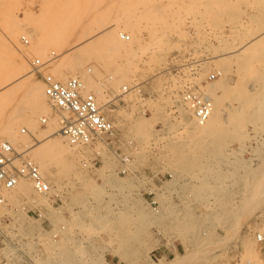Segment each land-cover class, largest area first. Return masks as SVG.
Wrapping results in <instances>:
<instances>
[{
    "label": "rangeland",
    "instance_id": "rangeland-1",
    "mask_svg": "<svg viewBox=\"0 0 264 264\" xmlns=\"http://www.w3.org/2000/svg\"><path fill=\"white\" fill-rule=\"evenodd\" d=\"M123 1L126 3L128 8L127 11L124 10L121 4ZM139 1L140 0H0V51L4 50L1 51L0 56L2 57L0 58L2 61L5 57L9 60L10 58L8 57L9 55L7 54L5 47L12 46L10 48L15 54L14 60H16L18 54H23L25 51L24 53L27 55L26 61H29V63L27 62L29 68H27L28 65L23 66L24 68L17 67L18 65L15 63L17 61L13 62L12 57L11 60H9L11 63H9L8 60L3 62L0 60V65L6 66L7 61L8 66L6 67H9V70L13 67L14 63V66L17 65L16 67L21 70H19V75H21L18 78H23L25 75L28 76L29 73L28 78L30 80L34 79L33 81L42 83L44 87L41 74L33 72L32 67L30 66L31 62L36 58H40L42 61H48L41 68L43 74L55 73L57 70L54 66H56L59 71L53 75L61 80L67 79L70 75L83 77V74L89 72V69L86 70L85 66H89L92 63L95 67L90 70L93 72L89 73H95L93 74V77L96 78L98 85L100 87L106 86V89L102 88L105 91L107 90L106 94L110 95V101L107 105H103L104 110L115 121L120 132L119 140L112 147V149L104 146L100 149L99 155L96 156L95 151L89 150L88 148L81 153V156L79 155L81 159L79 158V160L76 159L75 161V167L79 168L77 167V165L80 166L78 163L90 161V159H93L96 156L98 161L95 165L85 166L84 164H81L80 171L79 169L76 170V168H73L72 171L71 169L70 171L68 169V172H66V167H61L63 163L58 162L59 164H55V170L57 171V168L59 167L60 172L63 173H60L62 175L61 176L58 172L59 170L57 171L59 176L57 174V180L55 181H58L59 183H55L54 186L57 189L56 191H61L59 196L61 200L55 199V201L52 202L50 200L45 202L42 200L43 202L41 201L35 204L37 206L32 203H28V205L27 203H24L25 199L31 198L34 195H22L18 196L14 200V198L12 199L10 196L11 191H9L6 194L7 203L0 205V227L10 221H26L28 219L27 214L24 213L22 207L27 205L26 210L38 207L41 212H43L45 218L48 219L46 220V223L49 224V228H52V230L48 228V233L40 231L41 229L39 228H37L38 230L33 228L30 229L34 235L37 232L41 233L36 235L38 236V239H34L32 244L36 249L40 250L42 256H46V253H48L47 251H49L48 247H51V245H57V248L60 244V247H63L64 250L63 245L66 244L65 249L71 251L67 254L66 250L63 251L60 248V250H62L60 251L62 253H60V255H63V257L60 258H62V261L64 260V264L65 262L66 264L67 262H70L69 264H71L72 261V264H97V262L99 264L101 261L104 263L107 262L108 264H140L143 262H151L152 260L155 262H160L161 260L166 261L174 258L177 254L184 253L188 250L187 245L181 239L182 236H180L181 233H179V229H177V221H179L181 217L188 215L187 217L193 219L191 220L192 222L195 221L194 223H200L198 227L199 231H203L206 227L211 228L215 226V229L213 228L215 230L213 234L214 236L211 235L210 238H208L207 243H205L208 250L207 254L203 255L201 258L199 257V259L197 258L193 264H240L242 261L248 260L246 258L242 260L241 258V254L244 253L242 240L251 238H253L251 240H255L254 231L257 227V223L255 222H257L258 214L252 215L251 218L241 215L243 217H241V220L239 219L240 222L238 221V230H236V224H233L234 220H232V223L229 222L225 229H222L220 222L217 223V221H213L206 216V212H208L206 208L207 198H197L192 194V192L188 191L190 190L189 188L193 186L191 176L186 174L176 175L173 164L174 156L172 154V143L177 138L182 136L180 133L183 129V118L180 116L181 113H179L180 111L178 109L181 100V82L178 80L179 78H177L175 71L172 70L171 67L174 56L190 54L201 60V77H205L207 74L215 70L223 71V74L219 77V79H224V81H220L217 78L213 81L206 82L205 84L199 83L200 88H203V90L207 92L206 94H208L212 85L213 87H218V82L222 84L219 85L220 88L218 87L215 91L216 93L214 94L222 95L221 99L223 101L225 100L224 102L222 101L223 107L225 108L226 106L225 110H242V114L238 115V119H240V121L242 120L241 122L243 123L247 119L248 121H245L244 125L242 124L243 127H241L242 130L240 129V132H243L248 136L254 135L253 137L256 138H245L243 140V147L238 139L233 137L230 142L229 140L232 136L229 135L230 137H226L225 140H228L229 142H225V150L232 153L230 154V156H232L229 159L231 160V163L226 160L220 161V171L223 172L226 169L232 170L234 166L232 165L233 162L235 163V166H240L238 164L239 162H236L235 160H239L240 164L241 159H245L249 163L251 161L252 164H255L258 161L256 158L257 152L264 151V142L261 143L264 140V126L258 120L261 119V117L257 116V122L254 121V123H252L251 120L253 119L247 117L245 113L249 112L250 109L251 111L259 109L254 108V105H252L253 103L264 102V99H260L264 98L261 96V93L264 91V83L262 81L254 82L257 77L258 80L264 78V68H262L264 67V44H262L263 48H261V46L254 49L246 47L243 48L244 51L239 46L242 41L244 42L245 40L250 39L248 32L250 29H252L253 33H257L259 29H261L262 26L257 22V15L259 12L255 9L256 6L251 7L252 5H250V0H236V5L239 8H237L239 10V16L237 19H234L233 17L231 18L232 14L225 11H221V15L219 14L220 16H214L213 13V18L212 12L208 9L210 6H208V2H205L207 0H202L205 3L201 0H198L199 2L196 0H158L159 5L157 0H142L140 3ZM146 1L148 3H146ZM150 1L153 2L151 3ZM149 2L150 5H148ZM134 4L135 6H133ZM135 7H139L140 10H150L151 13L148 12V15H144V17L140 20V37L131 44L134 49L132 52L134 53L129 54L130 59L126 58L128 55L127 52H122L119 55H116V57H114L115 60L113 59L112 61L113 63L118 60L117 62L121 65L123 64L124 66L130 64V67H127L131 69L127 76L128 80L122 78L120 82H118L119 85L117 84L118 90H116L117 88L114 90V88H112L113 84L111 81L119 79L120 77L114 72L116 69V66L114 65L115 63H111L113 65L111 66L106 62L107 60L98 59L93 54L94 56H89L90 59H88V56L85 57L88 60L85 58L83 59L87 61L83 66L85 68L76 66L78 68L77 69L75 65L71 63L73 62V59L70 58V53L72 48L77 45L75 41L82 36L83 31L85 32L86 29L87 31L92 29L90 26H97L98 24H101L99 22L100 17H109L105 19H107L111 24H119L117 27L118 29H121V18H123V16L125 17L127 14L130 17L132 10H134L133 8ZM154 7L156 10L153 9ZM153 15L155 16L153 17ZM254 16H257L256 19ZM107 20L104 22H107ZM258 25H260V28ZM9 26L12 27L10 28ZM124 31L129 33V30ZM23 36L26 37L29 42H25L22 39ZM10 40L15 41V44L18 47L13 45L14 43L11 44ZM123 41L127 42L128 40ZM41 42L45 43H43V49L42 47L40 48L37 46ZM33 46H35L34 50ZM19 47H23L22 52ZM36 48L41 51L38 49L36 50ZM259 48L262 50H259ZM234 49L236 50L234 51ZM41 52L46 58L41 54ZM65 54L67 55L66 60L68 57L67 65L66 61L62 60L65 58ZM262 54L263 57L261 56ZM240 56L242 57L240 58ZM248 56H250V59ZM256 56H261L263 60L259 57L255 59ZM219 59H222V61ZM223 60L227 61L223 62ZM245 60L249 64H247ZM61 63H63V66L65 67H63ZM69 63L74 67H69ZM245 63L248 67L251 65L249 68H246L248 70L242 67ZM119 64H117V66ZM16 67H14V70H17ZM60 67H63L62 69L64 70V73L61 71L62 69H60ZM24 69L26 71H24ZM73 69L76 75L72 72ZM81 70H85L83 71L84 73H82ZM9 71H11V69ZM23 71L25 73L24 75ZM262 71L263 76L261 73ZM60 73L62 75H59ZM81 73L82 75H80ZM64 74L67 75L65 76ZM110 76H113V78ZM4 77L0 78V82L2 81L1 79H4ZM99 81L104 84H100ZM125 84L129 86H137L128 92H124L122 90ZM224 84L226 86H224ZM19 88L15 91L17 92L18 90V93H16L18 96L16 94L10 96L9 101L11 103L9 101L5 102L6 99L3 101L4 103H7L3 105L4 108L6 106L7 112L9 111L11 114L9 112L6 113L4 108L0 109V114L2 113V117L0 116V118H3L2 120L0 119V121L3 122V124L0 122V133L2 132V125L7 123L9 116H14L15 114V108L12 110L14 104L16 103L15 105L17 106L18 103L23 104V102H25V98L23 96L25 94V89H23V92L22 90L19 91ZM86 90L92 91L87 87ZM201 92L205 94L204 91L201 90ZM258 92L260 93V96L258 95ZM239 94L243 95V97H241L242 99L239 98L240 100L238 99L240 96ZM245 94L246 96H249V94L250 96H257L260 100L257 102V98L255 97H253V99H247L245 97L244 99ZM262 95H264V93ZM18 97H23L24 100L20 98L21 102ZM46 100V107H50L46 108V110L49 109L50 112L49 110H47L48 112L45 110L37 116V124L35 123V128L30 129V126L28 127V123L26 124L25 121H21L20 124H18L17 137H15L14 141H16L15 144L18 146V150L20 148L19 151H22L25 147H27L25 144L22 145L25 141H29L30 143L35 142L36 144L34 143V146H37V144L42 142L45 137L43 132H46V128L48 131V129L52 130L55 127V129L60 127V125H58L60 124L58 113L52 108V106H50L51 104L47 98ZM251 102L252 104L249 105ZM237 103L240 104L238 106L240 109L236 106ZM247 103H249V106ZM7 105H9L10 108ZM8 108L14 113H12V111ZM43 117H47L46 122L42 121ZM141 118H146L147 124V130L142 132L143 134L135 128V120ZM51 120H55V122H53L54 124L49 123ZM51 126L54 128H51ZM23 128H26L25 132H22ZM53 133L52 137L55 136L54 138L65 139V137L57 131ZM1 134H3V132ZM1 134L0 139H9L6 135L2 138L3 135ZM22 134L25 136H22ZM28 138H30L31 141L28 140ZM259 147L263 149L260 151ZM27 151V155L32 158L33 153L31 154V148ZM233 151L235 153H233ZM118 154L128 155L130 157V161L126 166L128 168L127 172H120L121 162ZM236 157L239 159H234ZM107 162L109 165L104 168V170H106V174L116 177L119 181H121V183L124 184L121 189L117 186L114 187L110 184V182L104 184L102 182L103 179L97 175L98 173L96 171L98 168H101V166L103 167ZM62 168H65V172L61 170ZM74 171L75 173H73ZM82 172L84 176L81 175ZM242 173V168L237 169L228 178V183H230L229 188L231 190L235 191L239 187ZM89 179L94 183L96 182L95 184L103 189H101L102 193L99 194V197L95 196L96 194H94L92 189L87 185V182L90 181ZM81 180H84V182ZM108 184L112 185L113 188H111L110 185L108 186ZM118 208H123V210L126 209L125 211L128 213L126 212L125 215L122 213V217L121 214L119 215L118 213H115ZM166 209L167 211H165ZM190 210L191 213L193 211L194 212L191 214L189 212ZM179 215L180 218H176L179 217ZM129 217L130 219L128 220ZM119 219L121 222H123V219L124 221H129L130 223L127 227L131 231L134 230L136 232V235L130 238L131 240L125 244L121 241L120 234H117V232L120 233L119 228L121 223ZM195 219H197V221ZM41 221L42 220H39L38 222L40 223ZM108 223L110 225H108ZM103 224H106L108 227L105 228L106 226ZM62 225H64L65 228L62 229V231H59L60 235L55 238L52 232L58 231ZM226 238L229 239L226 240ZM67 239L71 240L69 241ZM224 240L226 242H224ZM43 241H45V247L42 245ZM129 242L131 244H129ZM255 243L256 241H254L253 245L255 251L257 252V257L252 258L251 261H253L254 264H264L258 249H256L257 244ZM123 244L126 248H124ZM121 245H123V248ZM42 247L47 251L43 252L44 250ZM51 249H55V246L51 247L50 250ZM124 251L126 253H124ZM64 256L66 258H64ZM41 259H45V257H42ZM102 262L100 264H103Z\"/></svg>",
    "mask_w": 264,
    "mask_h": 264
},
{
    "label": "bare ground",
    "instance_id": "bare-ground-1",
    "mask_svg": "<svg viewBox=\"0 0 264 264\" xmlns=\"http://www.w3.org/2000/svg\"><path fill=\"white\" fill-rule=\"evenodd\" d=\"M126 1V0H125ZM131 1V0H130ZM142 1V0H140ZM139 1V3H140ZM145 1V0H143ZM162 1V0H160ZM198 1V0H196ZM202 1V0H201ZM200 1V2H201ZM247 1V0H246ZM151 2V1H150ZM150 2L148 5H150ZM153 2V1H152ZM151 2V3H152ZM158 2V0H157ZM155 2V3H157ZM199 2V1H198ZM204 2V1H202ZM205 2H208V9H210V12H212V16H213V13H214V16L217 15V16H220L221 14V11H225V12H230L232 14L231 18L233 17L234 19H237V17L239 16V8L237 7L236 5V0H207ZM204 2V3H205ZM238 2V1H237ZM243 2V1H241ZM245 2V1H244ZM250 5H252L251 7H255V9L259 12V14L256 16L258 19H257V22L262 26L261 29H259V31L255 34L253 33L252 29H250L249 32V37L250 39L248 40H245L244 42L242 41L240 43V48H251V49H254L258 46H261V48H263L262 44H264V0H250ZM248 2V3H249ZM121 3V2H120ZM133 3V2H132ZM131 3V4H132ZM144 3V2H142ZM141 3V5H142ZM146 3H148L146 1ZM246 3V2H245ZM122 6L124 8L125 11L128 10L127 6H126V3L123 1L122 3ZM145 4V3H144ZM158 5H159V2H158ZM248 5V4H247ZM135 6V4L133 5ZM143 6V5H142ZM146 7V6H144ZM131 8V7H130ZM152 8V7H151ZM157 8V7H156ZM238 8V9H237ZM6 9V8H5ZM134 10H132V13H131V16L129 17V15L127 14L125 17L123 16V18H121V23H120V26H121V29H118V25L117 23L115 24H111L110 22H108L107 19L105 18H109V17H106V16H102L99 18V22L101 24H98L97 26H90L92 29H89L87 31V29L85 30V32L83 31L82 33V36H78L79 38L75 41L77 43V45L75 47L72 48L71 50V55H70V58L73 59V65L76 66H80V67H83L84 66V63H86L87 61L83 60L86 56H88V59H90L91 55L92 56H96V58L98 59H103V60H107L106 62L108 64H110L111 66H113L112 64L115 63L114 65L116 66V69H115V73L117 75H119V79H114L112 82V88H117L116 90H118V87H117V84L118 82H120V80L123 78V79H127V76L129 74V72L131 71V69H129V65L128 64L127 66H124L123 64H119V62H113V59L114 57H116V55H119L120 53L122 52H127V57L128 59H130L129 57V54L131 53H134L132 52L134 49L133 47L131 46V44L135 41V40H138L139 39V34H140V28H141V18L144 17V15H148V12H150V10H140L139 7H135L133 8ZM155 9V7L153 8ZM156 10V9H155ZM158 10V8H157ZM238 10V11H236ZM241 10V9H240ZM154 11V10H153ZM243 11V10H242ZM5 12V11H4ZM151 13V12H150ZM154 13V12H153ZM152 13V14H153ZM6 14H7V11H6ZM220 14V15H219ZM4 15V14H3ZM9 15V13H8ZM137 15V16H135ZM241 15V13H240ZM7 16V15H6ZM11 16V15H10ZM9 16V17H10ZM155 15H153L154 17ZM213 16V18H214ZM8 17V18H9ZM14 17V16H13ZM146 17V16H145ZM152 17V18H153ZM255 17V16H254ZM255 17V19H256ZM156 18V17H155ZM218 18V17H217ZM150 19V18H149ZM154 19V18H153ZM220 19V18H219ZM12 20V19H11ZM98 20V18H97ZM107 22H104L106 21ZM143 20V19H142ZM10 23V22H9ZM12 24V23H11ZM8 25V24H7ZM260 25L259 28H260ZM2 27V26H1ZM10 27V26H9ZM12 27V26H11ZM10 27V28H11ZM88 27V28H90ZM8 29V28H7ZM249 29V28H248ZM10 30V29H9ZM124 30H129V35H130V39L126 42V41H123V39L121 40L120 38V32H125ZM87 31V33H86ZM10 32V31H9ZM1 34V33H0ZM16 34V33H15ZM248 34V33H247ZM11 35V33H10ZM4 36V35H3ZM248 37V38H249ZM17 38V37H16ZM1 39V38H0ZM84 39V40H83ZM243 39V38H242ZM246 39V38H245ZM7 40V39H6ZM11 41V40H10ZM9 41V42H10ZM142 41V40H141ZM40 42V41H39ZM14 43L13 45L16 46V42L15 41H11V44ZM44 43V42H43ZM43 43H39L37 46H39L40 48L42 47L43 49ZM4 44V43H3ZM33 44V43H32ZM35 44V43H34ZM45 44V43H44ZM130 44V45H129ZM139 44V43H138ZM234 44V43H233ZM18 45V44H17ZM47 45V44H46ZM2 46V45H1ZM5 46V45H4ZM3 46V47H4ZM36 46V44H35ZM35 46H33V50L35 48ZM135 46V44H134ZM139 46V45H138ZM237 46V45H236ZM235 46V47H236ZM12 46H7L5 47V49L7 50V54L9 55L8 57L10 58L9 60H11V57L13 58L12 61L17 63V67H22L24 68L23 66H27L29 61H26L27 59V55L26 53L23 52V54L21 53L22 52V48H20V53L21 54H18L17 57H16V60H14V53L13 51H11V48ZM18 47V46H16ZM38 47V48H39ZM140 47V46H139ZM2 48V47H1ZM32 48V47H30ZM36 48V50L38 49ZM249 48V49H250ZM259 48V50L261 49ZM248 49V51H249ZM40 50V49H38ZM69 50V51H70ZM233 50V49H232ZM231 50V51H232ZM236 49H234L235 51ZM241 50V51H242ZM256 50V49H255ZM262 50V49H261ZM1 51H4V50H1ZM0 51V53H1ZM41 51V50H40ZM45 51V49H44ZM244 51V50H243ZM253 51V50H251ZM257 51V50H256ZM32 52V51H31ZM68 52V51H67ZM214 52V51H213ZM227 52V51H226ZM233 52V51H232ZM240 52V51H239ZM255 52V51H254ZM16 53V52H15ZM234 53V52H233ZM256 53V52H255ZM6 54V53H5ZM42 54V52H41ZM94 54V55H93ZM214 54V53H213ZM237 54V53H236ZM253 54V53H252ZM260 54V53H259ZM264 54V53H263ZM263 54L261 55L263 57ZM30 55V54H29ZM43 55V54H42ZM69 55V54H68ZM124 55V56H125ZM245 55V54H244ZM5 56V55H4ZM41 56V55H40ZM44 56V55H43ZM66 54H65V58H63L62 60H65L66 61V65L68 64L67 63V60H68V57H67V60H66ZM90 56V57H89ZM135 56V55H133ZM214 56V55H213ZM261 56H256L255 59H257V57H259L260 59ZM2 57V56H0ZM31 57V56H30ZM45 57V56H44ZM120 57V56H119ZM212 57V56H211ZM222 57V56H221ZM242 56H240L241 58ZM249 59H250V56H248ZM252 57V56H251ZM46 58V57H45ZM94 58V57H93ZM95 58V59H96ZM118 58V57H117ZM253 58V57H252ZM86 59V58H85ZM86 59V60H88ZM93 59V60H95ZM125 59V58H124ZM136 59V58H135ZM1 60V58H0ZM5 60H8L6 59V57L4 58L3 61ZM8 60L9 63H11L10 61ZM70 60V59H69ZM115 60V59H114ZM133 60V59H132ZM220 61H222V59H219ZM248 60V59H247ZM252 60V59H251ZM263 60V59H262ZM2 61V60H1ZM2 61V62H3ZM71 61V60H70ZM92 61V60H91ZM124 61V60H123ZM128 61V60H127ZM227 61V60H225ZM223 60V62H225ZM236 61V60H235ZM246 61V60H245ZM249 61V60H248ZM6 61V66L7 63ZM12 62V63H13ZM28 62V63H27ZM56 62V61H55ZM69 62V61H68ZM90 62V60H89ZM94 62V61H92ZM96 62V61H95ZM98 62V61H97ZM122 62V61H121ZM135 62V60H134ZM65 63V62H64ZM112 63V64H111ZM119 64L117 66V64ZM244 63V62H243ZM247 63V61H246ZM243 64V68L246 69L248 66L247 64ZM259 63V62H257ZM4 64V63H2ZM70 64V63H69ZM88 64V63H87ZM252 64V63H251ZM264 64V63H263ZM11 65V64H10ZM15 64L13 63V67H11V71L8 70L9 67H6L5 65H0V78H3L4 76V79H1L2 81L0 82V109L4 108V104H7V103H4L3 101L6 99L5 102L9 101L10 100V96H13V94H16L18 93V90L17 92L16 89L19 88V87H23V88H19L20 90L19 91H23V89H25V94L23 95L24 98H25V102H23V104H20L18 103V105L16 106L14 104V107H12V110L14 109L15 111V114L14 116L11 115L9 116L8 120L6 119L7 116H6V120H7V123L5 125H2V132L3 135L2 138L4 137V135H6L10 140V142H12V144L18 149V146L15 144L16 141H14L15 137H17V126H19L18 124H20L21 121H25L26 124L28 123V127L30 126V129H33L35 128V123L37 121V116H39V114L43 111L46 110V108H50V107H46L47 106V96L45 94V91H44V87L42 85V83L40 82H37V81H33V80H30L28 78L29 76V73H28V76H23V78H18L20 75H19V70L16 66H14ZM61 65L63 66V63H61ZM65 65V64H64ZM72 64L69 65V67L72 66V68L74 67ZM86 65V64H85ZM97 65V64H96ZM101 65V64H100ZM104 65V64H103ZM106 65V64H105ZM226 65V64H225ZM242 65V63H241ZM12 66V65H11ZM31 66V65H30ZM99 66V65H97ZM133 66V64H132ZM228 66V65H227ZM251 66V65H250ZM249 66V67H250ZM14 67L17 68V70H14ZM65 67V66H63ZM62 67V68H63ZM67 67V66H66ZM86 67V70H88L89 72H93V71H90L91 69H93L95 66L91 63V65L89 66H85ZM83 67V68H85ZM223 67V66H222ZM241 67V66H240ZM248 67V68H249ZM257 67V66H256ZM15 68V69H16ZM21 68V69H22ZM26 68V67H25ZM29 68V65L28 67ZM26 68V69H27ZM31 68V67H30ZM54 68H56L57 71L58 68L56 66H54ZM60 67V69H62ZM77 68V67H76ZM75 68V69H76ZM264 68V67H262ZM78 69V68H77ZM76 69V70H77ZM253 69V68H252ZM53 70V68H52ZM95 70V69H94ZM113 70V69H112ZM248 70V69H246ZM251 70V69H250ZM249 70V71H250ZM254 70V69H253ZM21 71V70H20ZM24 71H26L24 69ZM23 71V75L25 74ZM56 71V72H57ZM62 72L64 71L63 69L61 70ZM82 71V70H81ZM85 71V70H83ZM82 71V73H84ZM107 71H108V68H107ZM264 71V69H263ZM263 71L261 72L262 73V76H263ZM52 72V71H51ZM55 72V71H54ZM55 72V73H56ZM61 72V73H62ZM74 73V69L72 71ZM76 72V71H75ZM85 73L82 75V73L80 75H82L83 77H81L82 81L84 82V85H85V88H89L91 89L96 95H97V98H98V102L100 103V105H107V103L110 101L109 99V96L108 94H106V91L103 89V88H107L106 86H99L98 85V82L96 80V78L93 77V74L91 73ZM113 72V71H112ZM256 72V71H255ZM53 73V74H55ZM58 73V72H57ZM59 74V75H62V74ZM80 73V72H79ZM75 74V73H74ZM78 74V72H77ZM104 74V73H103ZM256 74V73H255ZM65 75V74H64ZM67 75V74H66ZM65 75V76H66ZM76 75V74H75ZM79 75V74H78ZM98 75V74H97ZM257 75V74H256ZM64 76V77H65ZM71 76V75H70ZM95 76V75H94ZM32 77V76H31ZM102 77V76H101ZM111 77V76H110ZM132 77V76H131ZM221 77V76H220ZM66 78V77H65ZM113 78V76L111 77ZM114 78H115V74H114ZM130 78V77H129ZM224 78V76H223ZM131 79V78H130ZM219 79V78H218ZM260 79V78H259ZM125 80V81H126ZM220 81H224V79H219ZM218 80V81H219ZM254 80V79H252ZM256 81H262L264 83V78L261 79V80H258V77L257 79H255L254 82ZM100 82V81H99ZM108 82V81H107ZM106 82V83H107ZM128 82V81H126ZM215 82V81H214ZM102 82H100L101 84ZM109 83V82H108ZM107 83V84H108ZM261 83V82H260ZM258 83V84H260ZM104 84V83H102ZM105 84V85H107ZM129 84V83H128ZM227 84V83H226ZM119 85V84H118ZM215 85V84H214ZM219 85H222L218 82V87ZM109 86V84H108ZM116 86V87H114ZM209 86V85H207ZM224 86H226L224 84ZM103 87V88H102ZM218 87H211L209 93L207 94L212 100H213V103H214V109H213V112L211 113V115L209 116V118L204 121V122H197L195 121L194 117L192 116V112L190 110V108L187 106L186 103L184 102H180V106H178L179 108V113H181V117L183 118V126H182V131H181V135L179 138H177L173 143H172V154H173V164H174V168H175V173L176 175H189L191 176V179L193 182L192 183V187H190L188 191L192 192V194L197 197V198H207L206 200V208L208 210V212H206V216H208V218L212 219L213 221H217L220 222V226L222 227V229L226 228L227 224L229 222L232 223V220H234V223L233 224H236V230H238L237 227H239L237 224H238V221L240 222L241 220V215H244L245 217H250L252 215H257L259 214V212H264V151H261L263 148H260V151L261 152H257V155H256V158L258 159V161L255 163V164H252L251 161L250 163L247 162L245 159H241V164H240V161L238 160H235L236 162H239L238 164L241 166H238L240 168H242V175L240 177L241 179V183L239 185V187L233 191L229 188V184L228 183V178L234 173V171H236L237 169H240L238 168L237 166H235V163L233 162L232 165L233 166V169L232 170H228L226 169L225 171L221 172L220 171V167L219 166V162L220 161H223V160H226L228 162L231 163V160H229L231 158L230 154L232 153H229L227 152V150H225V142L228 141V140H225V138L227 137H230V142L232 141L231 139H233V137L235 139H238L241 143V146L244 147V144H243V140L245 138H256V137H253V136H248L246 135L245 133L243 132H240V129L242 130L241 127H243L245 121H248L245 120L244 123L240 121V119H238V115L242 114V110L240 109V107H238L239 105H237V107L240 109V111H236V110H225V108L223 107V103H222V95H215L214 93H216L215 91L217 90ZM264 87V86H263ZM110 88V87H109ZM108 88V89H109ZM210 88V87H209ZM220 88V87H219ZM227 88V87H226ZM121 89V88H120ZM202 91L205 92V94L207 93L205 90H203V88H200ZM263 89V88H262ZM261 89V91H262ZM200 90V91H201ZM90 91V90H88ZM121 91V90H120ZM123 91V90H122ZM231 91V90H230ZM236 91V90H235ZM260 91V92H261ZM15 92V93H14ZM24 92V91H23ZM110 92V91H108ZM113 92V91H112ZM117 92V91H116ZM111 93V92H110ZM123 93V92H122ZM264 93V91H263ZM263 93H261V96L264 97V95H262ZM236 94V93H235ZM260 93L258 92V95ZM17 95V94H16ZM240 96L238 97V99H242L241 97H243V95L239 94ZM18 96V95H17ZM125 96V95H123ZM238 96V95H236ZM235 96V97H236ZM260 96V95H259ZM108 97V99H107ZM245 97L247 99H253V97L255 96H246V94L244 95V99ZM9 98V99H7ZM19 98V97H18ZM17 98V100H18ZM23 99V97H20ZM19 98V99H20ZM111 98V97H110ZM231 98V97H230ZM257 98V96L255 97ZM48 99V98H47ZM236 99V98H235ZM237 99V100H238ZM239 99V100H240ZM260 99H264V98H260ZM259 98H257V102L260 100ZM24 100V99H23ZM21 101V99H20ZM103 101V102H102ZM225 101V100H224ZM223 101V102H224ZM252 101V100H251ZM264 101V100H263ZM10 102V101H9ZM17 102V101H16ZM22 102V101H21ZM255 102V101H254ZM11 103V102H10ZM249 103H247L248 105ZM252 102L249 104L251 105ZM10 105V104H9ZM7 105V106H9ZM246 105V106H247ZM248 105V106H249ZM252 105H254V108H259L258 110L256 111H250L249 112H246L245 115L247 117H249L250 119H253L251 120L252 123L257 122V116L261 117V119H258L261 124L264 126V102L263 103H253ZM3 106V107H2ZM51 106V105H50ZM109 107V106H108ZM235 107V106H234ZM10 108V106H9ZM8 108V109H9ZM231 108V107H230ZM245 108V106H244ZM252 108V107H251ZM6 110V106L4 108ZM232 109V108H231ZM236 109V108H235ZM249 109V108H248ZM247 109V111H248ZM10 110V109H9ZM10 110V111H12ZM49 110V109H47ZM46 110V111H47ZM238 110V109H237ZM4 111V110H3ZM1 111V112H3ZM230 111V112H229ZM6 113L7 110L5 111ZM12 111V113H14ZM48 112V111H47ZM50 112V110H49ZM4 113V112H3ZM10 113V112H9ZM11 114V113H10ZM46 114V112H45ZM5 115V114H4ZM3 115V116H4ZM9 115V114H7ZM0 116L2 117V113L0 114ZM140 117V116H139ZM256 117V119H255ZM39 118V117H38ZM245 118V117H244ZM1 119V118H0ZM3 119V118H2ZM1 119V120H2ZM57 121V119H55ZM55 120H51V122L49 123H53L55 122ZM182 120V119H181ZM244 120V119H243ZM5 121V120H4ZM134 121V120H133ZM2 124L3 122L0 121ZM6 122V121H5ZM59 122V121H57ZM40 123V122H39ZM135 128L137 131L139 132H145L147 130L146 128V118H141V119H138V120H135ZM37 124V123H36ZM54 124V123H53ZM243 124V125H242ZM60 125V124H58ZM50 126V125H49ZM52 126H55V125H52ZM51 128H54L52 127ZM32 127V128H31ZM50 128V127H49ZM56 128V127H55ZM54 128V129H55ZM60 128V127H59ZM59 128L57 129H48L47 131V128H46V132H43V135L45 134V137L43 138L44 140H42V142L38 143L37 146H34V143H30L29 141H25L23 140V143L22 145H26L27 147H25L23 150H28L31 148V154H32V158L35 160V162H37V164L40 166L43 174L52 182L53 184V191L56 192V187L55 186V183H57L55 180H57V174L60 172L59 170V167L57 168V171L55 170V164L56 163H63V165H61V167H66V172H68V169L70 171L73 170V168L75 169L76 165H75V161L76 159L79 160V158L81 159V153H83L84 150L88 149V147H78V146H73L71 144H69L65 139L63 138H54L52 137V134H54L53 132L59 130ZM20 130V129H19ZM0 131H1V128H0ZM30 131H34V130H30ZM39 133V132H38ZM60 133V132H58ZM37 134V133H36ZM61 134V133H60ZM143 134V133H142ZM34 135V133H33ZM62 135V134H61ZM230 135V136H229ZM22 136H25L22 134ZM36 136V135H35ZM264 139V138H263ZM28 140L31 141L30 138H28ZM34 140V139H33ZM37 140V139H36ZM41 140V139H39ZM20 141V140H18ZM228 141V142H229ZM264 140L261 142L263 143ZM36 144V143H35ZM263 145V144H262ZM100 146L102 145H98L97 147L99 148ZM264 146V145H263ZM23 148V147H22ZM20 150V148H19ZM90 150V148H89ZM88 150V151H89ZM235 150V149H234ZM29 152V151H27ZM233 153H235L233 151ZM86 154V153H85ZM237 154V153H236ZM80 155V156H79ZM234 155V154H233ZM172 156V155H171ZM240 156V155H239ZM233 158V157H232ZM234 159H239V158H234ZM251 159V158H250ZM234 161V160H233ZM80 162V161H79ZM58 163V164H59ZM254 163V162H253ZM57 164V165H58ZM83 165L84 162H81V163H78ZM109 165V163L107 162L103 167L101 166V168H98V170L96 171L102 179H103V183H107V182H110V184H112L114 187H120V189L124 186L123 183H121V181H119L116 177H113L111 175H107L106 174V170H104L105 166ZM172 165V163H171ZM218 165V166H217ZM237 165V164H236ZM79 165H77V167L79 168H76V170L81 169ZM173 166V165H172ZM83 168V167H82ZM173 168V169H174ZM65 169V168H64ZM64 169L62 168L61 170L64 171ZM83 171V170H82ZM84 172V171H83ZM83 172L81 175H83ZM75 173V171L73 172ZM58 174V176H59ZM63 174V173H62ZM65 174V173H64ZM68 174V173H67ZM61 175V174H60ZM52 176V178H51ZM62 176V175H61ZM84 176V175H83ZM82 177V176H81ZM98 177V176H97ZM78 178V177H77ZM94 178V177H93ZM84 179V178H83ZM90 180V179H89ZM60 181V180H59ZM82 181V180H81ZM80 181V182H81ZM84 182V180L82 181ZM81 182V183H82ZM59 183V182H58ZM96 183V182H95ZM93 181H89L87 182V185L92 189V192L94 194H96L95 196H98L99 197V194L102 193V188L99 187L97 184H95ZM108 184V186L110 185ZM123 184V185H122ZM58 185V184H57ZM110 185L111 188H113V186ZM60 186V185H58ZM185 187V186H184ZM188 187V186H186ZM102 189V190H101ZM117 189V188H116ZM124 189V188H123ZM188 189V188H187ZM186 190V189H185ZM60 193V190H58V194ZM113 193V192H112ZM111 193V194H112ZM110 194V193H109ZM22 195H34L33 197L31 198H26L25 199V202L24 203H39L41 202L42 200L45 201H49L50 198H48L47 196H43V195H39L35 192L34 188H33V185L31 183V181H29L28 179H21L20 182L11 190L10 192V196L12 197V199L14 198H17L18 196H22ZM104 196V195H103ZM194 197V198H195ZM186 198V197H185ZM99 201V200H98ZM43 202V201H42ZM125 203V202H124ZM123 203V204H124ZM128 203V202H127ZM83 204V203H82ZM29 205V204H28ZM31 205V204H30ZM84 205H87V204H84ZM126 205V204H125ZM124 205V206H125ZM189 205V204H187ZM123 206V207H124ZM26 207H22L24 213L26 214ZM91 207V206H90ZM188 207V206H187ZM96 208V207H95ZM104 208V207H103ZM127 208V206H126ZM130 208V206H129ZM167 208V207H166ZM131 209V208H130ZM165 209V208H164ZM190 209V208H189ZM97 210V209H96ZM114 210V209H113ZM116 210V209H115ZM126 210V209H125ZM123 210V208H118L117 211L115 213H118L119 215L121 214L122 217H123V214L124 215L126 214L127 211ZM142 210V209H141ZM22 211V210H21ZM93 211V210H92ZM105 211V210H104ZM138 211V210H137ZM167 211V209L165 210ZM164 211V212H165ZM188 213V211H186ZM191 213V210L189 211ZM194 212V211H193ZM192 212V213H193ZM22 213V212H21ZM128 213V212H127ZM139 213V212H138ZM188 213V214H190ZM191 213V214H192ZM205 213V212H204ZM111 214V213H110ZM148 214V213H146ZM165 214V213H164ZM92 215V214H91ZM98 215V214H97ZM117 215V214H116ZM17 216V215H16ZM19 216V215H18ZM24 216V215H23ZM101 216V215H100ZM163 216V215H162ZM182 216V215H181ZM188 215L186 216H183L181 217V219L179 221H177V229H179V233H181L180 236H182V241L187 245L188 247V250L184 253H179L177 254L174 258H171L169 260H161L160 262H155L154 260H152L151 262H143V263H140V264H193V262L199 257L201 258L203 255L207 254L208 250H207V245L205 243H207V240L208 238H210L211 235L214 234V229H215V226L209 228V227H206L203 231H199L198 230V227H199V224L197 223H194L192 222L191 220H193L192 218L190 219L189 217H187ZM204 215V217H206ZM254 217V216H253ZM256 217V216H255ZM18 218V217H17ZM105 218V217H104ZM126 218V217H125ZM176 218H180V215L179 217H176ZM199 218V217H198ZM130 219V217L128 218V220ZM205 219V218H204ZM203 219V220H204ZM207 219V217H206ZM240 219V220H239ZM245 219V218H244ZM82 220V219H81ZM95 220V219H94ZM122 220V219H121ZM176 220V219H175ZM197 221V219H195ZM120 221V219H119ZM118 221V222H119ZM199 221V219H198ZM244 221V220H243ZM109 222V221H108ZM117 222V221H116ZM64 223V222H63ZM79 223V221H78ZM102 223V222H101ZM110 223V222H109ZM108 223V225H110ZM120 228H119V232L118 233L117 231V234H120V237H121V241L125 244L127 243L129 240H131L130 238L134 237L136 235V232L133 230L131 231L127 225L130 223L129 221L127 222L126 220L124 221L123 219V222L120 221ZM132 223V222H131ZM138 223V222H137ZM230 223V224H231ZM256 223V222H255ZM70 224V223H69ZM88 224V223H87ZM240 224V223H239ZM104 225V224H103ZM112 225V224H111ZM249 225V224H248ZM252 225V224H251ZM106 226V224L104 225ZM130 226V225H129ZM212 226V225H211ZM219 226V225H218ZM100 227V225H99ZM108 226H106L105 228H107ZM117 228V227H116ZM135 228V227H134ZM133 228V229H134ZM139 228V227H138ZM214 228V229H213ZM101 229V228H100ZM118 229V228H117ZM254 229V227H253ZM251 229V230H253ZM68 231V230H67ZM226 231V230H225ZM234 232V231H232ZM253 232V231H252ZM178 233V234H179ZM231 234V233H230ZM251 235V234H250ZM118 236V235H117ZM214 236V235H213ZM46 237V236H45ZM139 237V236H138ZM222 237V236H221ZM233 237V236H231ZM229 237V238H231ZM48 238V237H47ZM229 238H226L229 239ZM245 238V237H244ZM251 238V237H250ZM49 239V238H48ZM253 239V238H251ZM251 239H245V240H242L243 241V248H244V253L241 254V258L242 260H244L245 258L246 259H249V260H252V258L254 257H257V252L255 251V248H254V241L251 240ZM46 240V238H45ZM69 240V239H67ZM71 240V239H70ZM69 240V241H70ZM68 241V243H69ZM44 242L43 241V244L44 245ZM47 242V241H46ZM224 242H226L224 240ZM223 242V243H224ZM67 243V242H66ZM67 243V244H68ZM122 244V243H120ZM123 244V245H124ZM129 244H131L129 242ZM218 244V242H217ZM256 244V243H255ZM70 245V244H69ZM123 245L122 248H123ZM50 246V245H48ZM55 246V249H51V247ZM57 245H51V247H48L49 248V251H47L46 249H42L44 250L43 252H48L46 253V256L43 255L42 257L45 259H41L40 258V264H64V260L62 261L60 257H63V255H60V251L63 250V247L61 248L60 247V244L59 246L56 248ZM62 246V244H61ZM64 246V250H66L67 254L70 253V251H68L67 249H65L66 247V244L63 245ZM120 246V245H119ZM45 247V245H44ZM257 247V246H256ZM60 248L62 250H60ZM124 248L125 245H124ZM217 248V247H215ZM131 249V248H129ZM220 249V248H219ZM257 249V248H256ZM114 250V249H113ZM117 250V249H116ZM122 250V249H121ZM127 250V249H125ZM132 250V249H131ZM115 251V250H114ZM217 251V250H216ZM65 252V253H66ZM124 253H126L124 251ZM242 253V252H241ZM62 254V253H61ZM73 254V252H72ZM81 254V252H80ZM226 254V253H225ZM224 254V255H225ZM66 255V254H65ZM68 256V255H67ZM210 256V255H209ZM227 256V255H226ZM225 256V257H226ZM77 257V255H76ZM126 257V256H125ZM206 257V256H205ZM224 257V258H225ZM231 257V256H230ZM64 258H66L64 256ZM63 258V259H64ZM213 258V257H212ZM71 259V258H70ZM69 259V260H70ZM73 259V258H72ZM104 259V258H103ZM67 260V259H66ZM75 260V259H74ZM77 260V259H76ZM98 260V259H97ZM206 260V259H205ZM63 263H62V262ZM99 261V260H98ZM101 261V260H100ZM214 261V260H213ZM228 261V260H227ZM102 262V261H101ZM100 262V263H101ZM255 262V261H254ZM70 263V262H69ZM67 262V264H69ZM73 263V261H72ZM71 263V264H72ZM99 263V264H100ZM103 264H108L107 262H102ZM66 264V262H65ZM96 264V263H95ZM98 264V262H97ZM195 264V263H194ZM198 264V263H197ZM205 264V263H204Z\"/></svg>",
    "mask_w": 264,
    "mask_h": 264
},
{
    "label": "built area",
    "instance_id": "built-area-1",
    "mask_svg": "<svg viewBox=\"0 0 264 264\" xmlns=\"http://www.w3.org/2000/svg\"><path fill=\"white\" fill-rule=\"evenodd\" d=\"M120 38L129 40L130 35L120 32ZM29 42L26 37H22ZM48 61L36 58L31 62L33 72L41 74L44 83L45 94L52 106L58 113L60 132L73 146L88 147L94 150L96 156L100 149L107 146L112 147L119 140V129L115 121L106 113L104 106L98 102L97 95L93 91H87L84 82L79 76H70L65 80L58 79L53 74H43L41 68ZM172 70L181 82L180 102H184L190 108L192 116L197 122L206 121L214 109L213 100L201 92L200 85L219 78L222 70H215L205 77H201V60L193 55H176L172 61ZM201 79V80H200ZM137 85L125 84L123 91L128 92ZM43 122L47 117L42 118ZM26 128L22 129L25 132ZM98 145H102L99 148ZM27 150L19 151L10 141L0 139V205L7 203L6 194L11 191L21 179L31 181L35 192L47 196L50 201L60 199L61 194L53 191L52 182L43 174L40 166L26 153ZM86 155V154H85ZM90 161H83L84 165H95L97 157ZM121 162L120 172H127L126 167L130 161L128 155H119ZM37 204L34 203V205ZM37 206V205H35ZM27 220L23 222L10 221L0 227V264H40L42 257L39 249L32 242L38 239L40 232L32 234L31 228L47 232L49 224L40 208H30L26 211ZM39 220H42L40 223ZM257 227L254 238L262 261L264 262V212L257 216ZM62 225L58 231H53L57 238L59 231L64 229ZM52 230V228H49ZM48 233V232H47ZM41 234V233H40ZM240 264H254L251 260L242 261Z\"/></svg>",
    "mask_w": 264,
    "mask_h": 264
},
{
    "label": "crops",
    "instance_id": "crops-1",
    "mask_svg": "<svg viewBox=\"0 0 264 264\" xmlns=\"http://www.w3.org/2000/svg\"><path fill=\"white\" fill-rule=\"evenodd\" d=\"M239 105L238 103L236 104V106Z\"/></svg>",
    "mask_w": 264,
    "mask_h": 264
}]
</instances>
